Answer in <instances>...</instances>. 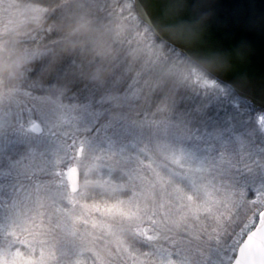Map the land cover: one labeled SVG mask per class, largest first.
Here are the masks:
<instances>
[{
	"label": "rangeland",
	"instance_id": "obj_1",
	"mask_svg": "<svg viewBox=\"0 0 264 264\" xmlns=\"http://www.w3.org/2000/svg\"><path fill=\"white\" fill-rule=\"evenodd\" d=\"M47 13L0 0V33L40 26ZM130 15L126 35L139 74L188 81L201 109L213 100L221 106L224 117L215 121L224 129L177 123L163 115L164 99L156 111L141 112L154 101L131 91L135 84L89 101L27 83L28 65L46 51L0 44V264H232L258 225L264 168L257 176L256 166L253 178L245 168L264 160V110L246 106ZM158 85L144 87L151 94ZM72 166L76 192L67 178ZM170 179L194 195L179 196ZM125 192V201H96Z\"/></svg>",
	"mask_w": 264,
	"mask_h": 264
},
{
	"label": "trees",
	"instance_id": "obj_2",
	"mask_svg": "<svg viewBox=\"0 0 264 264\" xmlns=\"http://www.w3.org/2000/svg\"><path fill=\"white\" fill-rule=\"evenodd\" d=\"M13 1L21 6L35 4L47 9L48 12L44 21L41 20L40 26L24 27V32L20 34L17 32L0 33V44L15 43L16 52L24 51L25 48L22 46L24 47L25 44L29 49L46 51L45 56L28 65L25 72L27 83L31 81L37 86H56L68 93L69 96L89 101L102 99L105 96L114 97L130 88V84H135V88H130L131 91H137L138 97L141 96L142 99L146 97L148 100L150 95L154 101L142 108L141 112L150 114L156 111V108L159 109V105L156 104L158 99L159 101L164 99V106L169 108L167 113H163L165 117L168 116L177 123L180 121L179 118H183L184 122L194 123L196 126L206 124L207 130L211 132H221L224 129L219 122L215 121V119L219 120L220 116L224 117V110L216 100H213L211 109H201L204 102L194 89L189 91L188 81L179 85L178 81L175 83L171 78L164 80L157 74H153L152 77L139 74V67L136 64L140 66L141 60L134 55L135 49L131 48L133 45L129 43V37L126 35L129 29L128 15L130 13L137 15L130 0ZM125 2H130V9L125 8ZM136 20L140 25L146 26L139 18ZM148 30L154 36L149 28ZM31 35L36 39H31L32 37H29ZM155 39L157 38L155 37ZM157 41L161 42L158 39ZM161 44L198 67L172 46L164 42ZM205 73L210 76L207 72ZM132 78L133 82L130 83ZM151 81H156L159 85L154 93L150 94L144 85ZM219 84L227 87L234 96H237L229 86L221 82ZM242 102L254 109L248 102L244 100ZM146 103L147 101L142 103V106ZM211 110L213 111L211 112ZM256 166L259 170L257 176H260L261 169L264 168V160H260L253 166L246 164L245 171L255 172ZM249 175L253 178L252 173ZM170 181L168 187H175L179 196L194 195L185 182L173 179ZM197 190L194 193L203 191ZM118 194L106 197L98 196L96 201L97 203L105 202L108 205L115 204L125 201L129 192ZM92 201L95 200L91 199ZM165 264L167 263L165 262Z\"/></svg>",
	"mask_w": 264,
	"mask_h": 264
},
{
	"label": "water",
	"instance_id": "obj_3",
	"mask_svg": "<svg viewBox=\"0 0 264 264\" xmlns=\"http://www.w3.org/2000/svg\"><path fill=\"white\" fill-rule=\"evenodd\" d=\"M137 17L254 108L264 109V0H130ZM35 133L42 128L35 124ZM70 190L79 170L67 171ZM232 264H264V211L239 245Z\"/></svg>",
	"mask_w": 264,
	"mask_h": 264
},
{
	"label": "flooded vegetation",
	"instance_id": "obj_4",
	"mask_svg": "<svg viewBox=\"0 0 264 264\" xmlns=\"http://www.w3.org/2000/svg\"><path fill=\"white\" fill-rule=\"evenodd\" d=\"M254 108V107H253ZM256 110V108H254ZM257 110H260V109H257Z\"/></svg>",
	"mask_w": 264,
	"mask_h": 264
}]
</instances>
